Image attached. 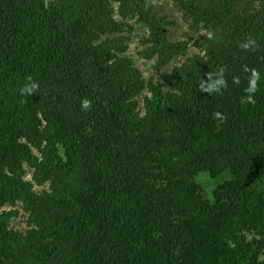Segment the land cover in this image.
I'll return each instance as SVG.
<instances>
[{"label": "trees", "instance_id": "trees-1", "mask_svg": "<svg viewBox=\"0 0 264 264\" xmlns=\"http://www.w3.org/2000/svg\"><path fill=\"white\" fill-rule=\"evenodd\" d=\"M173 2L197 52L156 81L116 35L187 55L152 0H0V264H264V0Z\"/></svg>", "mask_w": 264, "mask_h": 264}, {"label": "rangeland", "instance_id": "rangeland-1", "mask_svg": "<svg viewBox=\"0 0 264 264\" xmlns=\"http://www.w3.org/2000/svg\"><path fill=\"white\" fill-rule=\"evenodd\" d=\"M155 4V8L159 14H166L168 18L172 21L168 25L169 35L174 40H188L190 43V47L188 49L187 55L179 56L174 58L172 62L166 66L161 68L160 70H156L153 66V62L149 59L141 58L138 54V51L143 47V38L146 36L147 31L146 28L141 24L138 23L136 20H127L128 24L126 25L124 31L116 33L123 34L126 36V42L128 45V53L133 58L134 63L136 66L141 70L142 74L146 78L153 77L156 81H159L160 75L159 72L168 69L171 70L173 66L181 64L187 56L194 54L197 52V49L194 46H191L193 40L190 38L192 35L191 30L189 29V21L183 16L182 12L175 6L173 0H152ZM116 17H118L117 11ZM108 35H102V38L107 37ZM148 93L145 89L139 94H137L136 99L138 100V109L141 115L145 114V107H144V96ZM27 173L26 178H31L32 169L26 166ZM36 189H41L40 186H36ZM5 208H9L6 206ZM2 209L0 208V211ZM27 216L24 213H20L18 216L14 217L11 220V223L14 227L19 229H25L27 227Z\"/></svg>", "mask_w": 264, "mask_h": 264}, {"label": "clouds", "instance_id": "clouds-1", "mask_svg": "<svg viewBox=\"0 0 264 264\" xmlns=\"http://www.w3.org/2000/svg\"><path fill=\"white\" fill-rule=\"evenodd\" d=\"M254 42L251 39H248L246 42L242 43L240 46L244 49H248L250 45H253ZM222 72L223 69L220 70V72L217 74V79L211 83H209L207 85V87L204 86L205 82L202 81L201 82V90L202 91H206V92H211V91H218L220 87L223 86L224 81L222 78ZM253 78L250 82H249V87L245 90L249 95L246 96V100L249 103H254L253 99H252V95L251 93L255 92V78L257 77V73L253 72ZM208 79L210 80L211 77L209 76ZM38 82L33 80V78L31 76H25L24 77V83L22 84V86L19 88V94L21 96H28L31 97L37 90H38ZM91 100H89L88 98H82L80 101V107L81 110H87L91 107Z\"/></svg>", "mask_w": 264, "mask_h": 264}]
</instances>
